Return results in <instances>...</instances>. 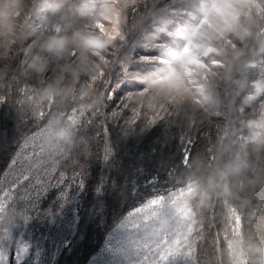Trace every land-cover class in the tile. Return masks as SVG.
Returning a JSON list of instances; mask_svg holds the SVG:
<instances>
[{
    "label": "trees",
    "instance_id": "1",
    "mask_svg": "<svg viewBox=\"0 0 264 264\" xmlns=\"http://www.w3.org/2000/svg\"><path fill=\"white\" fill-rule=\"evenodd\" d=\"M182 1L173 9L186 14ZM173 4V0H142L130 13L122 29L124 40L117 42L109 57L117 61L106 73L110 84L102 81L96 84L104 97L98 112L73 113V107L79 109L81 106L58 102L41 105L40 111L33 116L31 113L36 112L37 107L27 101L25 94L37 93L61 75V66L66 62L57 63L50 54L44 53L49 61L45 72L39 75L24 73L21 69L24 53L20 49L26 44L16 40L7 50L0 48V91L5 97L0 105V203L3 204L0 264H153L154 259L159 260L152 241L143 239L145 214H136L135 210L155 196L167 198L169 193L184 185L175 177L185 157L195 155L210 162L215 154L203 152L205 138L215 140L225 136L226 123L233 117L241 119L239 116L211 119L198 134L190 135L187 142L174 130L166 134L161 123L145 128L139 136L122 134V127L133 126L126 123L128 120L135 118L137 123L141 118L135 117L130 107H122L124 103H131L124 100V94L142 85L126 78L128 75L125 76L121 68V55L127 52L130 57L126 64L128 74L148 73L154 61L145 62L140 58L155 57V51L130 50L129 46L146 28L150 30L151 21H140L141 15L151 11L165 17ZM69 22L71 27L62 34L70 35L84 26L79 20L71 21L70 18ZM76 59L72 56L67 63ZM63 75V85H70L71 74L65 72ZM255 76L256 68L253 67L249 70V78L255 79ZM21 89H25L23 94ZM19 105L25 112L23 116L15 111ZM113 112L118 114L113 116ZM72 115L77 119L74 126L90 137V148L74 149L69 160L60 161L45 149L40 134L51 117L69 122ZM151 116V112L143 113L146 122ZM235 125L232 129L238 130L236 135L241 134L247 140L232 135L231 140L236 145L247 143V132L238 122ZM228 158L229 153H224L221 162ZM242 213L246 230L257 237L264 235V210ZM227 215L228 206L224 202L207 209L196 222L191 249L183 248L191 255L177 256L160 264H225V234L231 233ZM123 218L124 234L115 229ZM13 222L16 225L12 228L13 239L9 241L7 230ZM241 239L246 242L259 240L247 235Z\"/></svg>",
    "mask_w": 264,
    "mask_h": 264
},
{
    "label": "clouds",
    "instance_id": "2",
    "mask_svg": "<svg viewBox=\"0 0 264 264\" xmlns=\"http://www.w3.org/2000/svg\"><path fill=\"white\" fill-rule=\"evenodd\" d=\"M141 3L142 0H0V48L7 50L16 40L26 44L20 49L24 53V73L45 72L49 61L44 53L57 62H66L61 66V75L37 93L25 94L27 101L37 107L33 116L41 105L58 102L83 106L87 111L101 109L103 94L96 86H88V78L103 70L106 54L120 41L109 35L111 28L122 31L130 13ZM184 6L186 16L182 22L151 11L140 16V21H151L150 30L146 28L129 48L154 50L156 55L148 73L132 72L126 77L142 85L124 94V100L131 102L130 108L140 106L141 118L132 127H122L121 132L139 136L145 128L161 123L166 134L174 130L187 142L209 120L239 116L240 127L248 135L247 143L236 145L230 135L215 140L206 137L203 152L214 153L215 158L204 162L200 156H192L187 165L182 162L175 179L193 185L187 204L196 222L207 209L224 201L242 212H260L264 210V0H185ZM70 18L84 26L70 35L60 34L61 25L65 30L71 27ZM97 23L106 30L96 28ZM50 26H55L56 31L46 34ZM165 36L170 39H163ZM72 56L77 57L76 61L67 63ZM121 60L129 62L127 52L122 53ZM253 67L256 76L250 79ZM65 72L71 74L68 86L63 85ZM171 73L178 76L174 84L167 79ZM150 105L163 113L151 125L143 118L144 112H151ZM15 111L18 116L25 114L21 105ZM44 130L45 149L60 161L69 160L74 149L90 148V137L69 122L51 117ZM226 152L229 158L221 162ZM124 221L125 218L115 225L120 233ZM15 225L13 222L8 227L9 241ZM223 257L225 264H239L240 259L247 264H264V241L238 238L232 250L227 247L223 251Z\"/></svg>",
    "mask_w": 264,
    "mask_h": 264
},
{
    "label": "snow or ice",
    "instance_id": "3",
    "mask_svg": "<svg viewBox=\"0 0 264 264\" xmlns=\"http://www.w3.org/2000/svg\"><path fill=\"white\" fill-rule=\"evenodd\" d=\"M96 28L105 31L104 25L97 23L95 25ZM109 35L113 37H118L120 41L124 40V36L122 31L115 26L111 28L109 31ZM112 57L111 50L106 54V58L104 59V68L102 71L98 72L96 75L88 78V86L93 87L96 86L98 81H102L104 84H110L109 79L107 78L106 73L112 67L114 63L117 61L115 59H109ZM142 61L151 62L154 61V57H141ZM163 62V61H161ZM188 63H195V61H188ZM121 68L125 76L128 75L126 64L121 61ZM187 70V68H185ZM170 84H174L178 79L176 73H171L167 78ZM117 87L119 85H116ZM25 89H21L20 92L23 94ZM143 95V93H140ZM158 95V93H157ZM4 95L0 94V103L4 102ZM108 99H111V95L108 96ZM132 99L131 93H129L128 100ZM172 100H169L171 103ZM122 107L127 109L129 108L128 103L122 104ZM151 109L152 116L148 119V124H154L158 119L161 118L160 112L155 110L153 106H149ZM135 117H139L141 115V108L133 107L131 108ZM85 111L84 107L81 106L79 109L73 107L72 112H80L83 113ZM118 113L113 112L112 115L116 116ZM44 115L43 111L39 113V116L42 118ZM69 123L75 125L77 123V119L75 115L69 117ZM129 125H134L136 123L135 118L130 119L126 122ZM42 136L45 135V130L40 134ZM242 140L246 141V137H241ZM214 159V157H212ZM189 158L186 156L184 163L187 165ZM16 161L13 160V164ZM193 192V185L191 182L184 184L177 188L175 192L169 193L167 198L164 196H155L154 198L147 201L146 204L142 208H137L135 210L136 214L144 213V221H145V233L143 239L145 242L151 240L155 245L157 252L156 255L159 257V260H155L153 264H160L161 261H169L172 258L177 256H189L191 252L183 251L184 246H187L188 249H191V236L195 229L196 220L194 219L193 210L188 207V199L190 198ZM224 203L228 206V215L227 219L231 226V233L225 234V240L227 242V247L229 250L234 248V245L238 238H241L245 235L250 239H259L264 241V235L257 237L251 231L246 230L243 220V213L239 211L237 208L232 207L230 202L224 201ZM3 210V204L0 203V211ZM253 215H255L253 213ZM23 250V249H22ZM151 250V249H150ZM2 259V257H0ZM239 264H247V261L244 259L239 260Z\"/></svg>",
    "mask_w": 264,
    "mask_h": 264
},
{
    "label": "rangeland",
    "instance_id": "4",
    "mask_svg": "<svg viewBox=\"0 0 264 264\" xmlns=\"http://www.w3.org/2000/svg\"><path fill=\"white\" fill-rule=\"evenodd\" d=\"M180 0H173V5L171 6V11H167L166 13H165V17H170V18H172L173 19V21L175 20H177V21H183V19L185 18V16H186V14H184L183 12H180V11H177V10H175V9H173V7H174V5L175 4H177L178 2H179ZM182 4L183 3H185V0H183L182 2H181ZM181 4V5H182ZM61 27V32H60V34H62V33H64L65 32V29H64V27H63V25H61L60 26ZM56 31V28H55V26H50L49 27V29L47 30V32H46V34H52L53 32H55ZM57 62V61H56ZM58 63V62H57ZM0 94H1V91H0ZM0 105H1V103H0ZM236 122H238L239 124H240V120H238V119H236V118H234L233 117V119H232V121L230 122L229 121V123H226V129H225V127H224V135L225 136H228V135H230L231 136V133L234 131V129H232V128H234L236 125H235V123ZM230 128L232 129L231 131H230ZM241 128V127H240ZM230 131V132H229ZM233 137H235L236 139H240L241 140V137H242V135L241 134H238V135H232ZM108 164V163H107ZM106 164V165H107ZM102 183H100V185H101Z\"/></svg>",
    "mask_w": 264,
    "mask_h": 264
}]
</instances>
